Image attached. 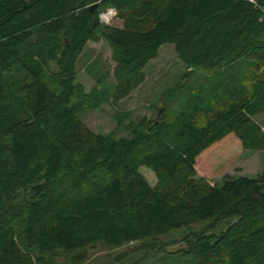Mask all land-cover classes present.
<instances>
[{"label":"trees","instance_id":"trees-1","mask_svg":"<svg viewBox=\"0 0 264 264\" xmlns=\"http://www.w3.org/2000/svg\"><path fill=\"white\" fill-rule=\"evenodd\" d=\"M112 8L122 28L101 23ZM100 41L114 81L87 94L78 62ZM165 45L192 70L156 118L121 112L127 136L94 133L83 115L128 99ZM263 67L264 0H0V264H89L100 244L163 264H264V173L200 176L264 151ZM200 222L182 249L158 240Z\"/></svg>","mask_w":264,"mask_h":264},{"label":"rangeland","instance_id":"rangeland-1","mask_svg":"<svg viewBox=\"0 0 264 264\" xmlns=\"http://www.w3.org/2000/svg\"><path fill=\"white\" fill-rule=\"evenodd\" d=\"M115 9H108L101 16V23L112 27H123V21L116 16ZM114 15V16H113ZM108 16L106 19L105 17ZM112 20L109 22L110 18ZM104 19V20H103ZM104 21L109 22L108 24ZM54 67V65H52ZM116 64L112 59V50L106 41L97 43L89 42L81 55L78 62V75L77 82L81 84L87 94L93 91L97 85L98 77L107 75V82L112 84L114 81L113 72ZM57 71L53 68L52 71ZM192 69H188L178 58L173 45H165L159 51V56L151 61L147 66L146 81L126 100L122 101L117 107L112 105H103L98 110L88 112L83 115V120L88 127L96 134H112L115 136H127L128 134L121 129H118L114 116L119 115L121 112L130 114V118L136 122L142 120L144 117L148 119H155L157 108H161L163 103L161 99L167 94L170 87L176 85L179 78H183ZM188 71V72H187ZM195 76L191 79L189 85L191 89L197 88L196 84L191 82H199L201 80V72L195 71ZM264 78V67L258 73ZM51 79L48 83H51ZM227 81H235V86L242 88L237 70L230 68L226 70ZM202 81V80H201ZM228 82V83H229ZM54 87V86H53ZM52 87V88H53ZM156 107V109H155ZM256 122L264 130V112L255 117ZM117 128V129H116ZM264 173V151H247L236 155L228 165V167L216 174L200 173L201 177L207 179L211 185L220 184L224 176L230 175L235 178L248 177L257 178ZM208 222H200L191 226L188 229H182L172 232L169 235L159 238L158 240L168 246V251H175L183 248V238L189 234L199 233L203 231ZM225 227V225H223ZM222 226V227H223ZM220 230L222 228H219ZM136 244L125 246L118 249H109L103 247L101 244L96 249H92L89 257V264H134L135 261H141L137 264H163L160 260L156 259L154 253L149 254L144 258L143 254L136 257L128 255L132 253ZM122 254V255H121ZM121 255L120 261H116V256Z\"/></svg>","mask_w":264,"mask_h":264},{"label":"built area","instance_id":"built-area-1","mask_svg":"<svg viewBox=\"0 0 264 264\" xmlns=\"http://www.w3.org/2000/svg\"><path fill=\"white\" fill-rule=\"evenodd\" d=\"M246 1H249V2H251L252 4H256L257 2H258V0H246ZM104 16V15H103ZM103 16H102V18H103ZM104 20V19H103ZM104 22H106V21H104Z\"/></svg>","mask_w":264,"mask_h":264},{"label":"water","instance_id":"water-1","mask_svg":"<svg viewBox=\"0 0 264 264\" xmlns=\"http://www.w3.org/2000/svg\"><path fill=\"white\" fill-rule=\"evenodd\" d=\"M97 5H94L90 8V12L93 14L94 13V10L96 9Z\"/></svg>","mask_w":264,"mask_h":264},{"label":"bare ground","instance_id":"bare-ground-1","mask_svg":"<svg viewBox=\"0 0 264 264\" xmlns=\"http://www.w3.org/2000/svg\"><path fill=\"white\" fill-rule=\"evenodd\" d=\"M105 18L107 19V18H108V16H106ZM110 19H111V18H110ZM109 21H110V20H109ZM246 74H248V73L246 72ZM185 87H186V86H185ZM192 89H193V88H192ZM192 89H191V90H192ZM189 90H190V89H189ZM87 255H88V254H87Z\"/></svg>","mask_w":264,"mask_h":264},{"label":"crops","instance_id":"crops-1","mask_svg":"<svg viewBox=\"0 0 264 264\" xmlns=\"http://www.w3.org/2000/svg\"><path fill=\"white\" fill-rule=\"evenodd\" d=\"M118 28V27H117ZM119 28H122V27H119Z\"/></svg>","mask_w":264,"mask_h":264}]
</instances>
